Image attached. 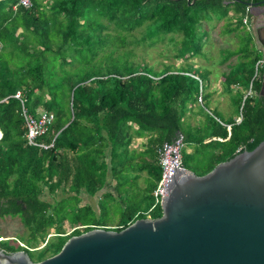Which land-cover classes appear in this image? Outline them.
Listing matches in <instances>:
<instances>
[{
    "label": "trees",
    "instance_id": "trees-1",
    "mask_svg": "<svg viewBox=\"0 0 264 264\" xmlns=\"http://www.w3.org/2000/svg\"><path fill=\"white\" fill-rule=\"evenodd\" d=\"M189 1L30 0L23 6L0 0V217L18 215L27 230L0 239V248L23 249L40 260L72 234L92 226L119 229L145 216L160 176L157 148L179 133L182 165L197 174L264 138L263 67L255 72L261 52L244 27L235 48L220 49L222 62L236 58L220 79L225 91L243 87L231 93L239 121L208 107L207 68L184 61L154 69L125 58L130 43L152 46L165 39L178 44L177 58L202 55L207 12L225 17L224 30L231 32L248 18L246 2L258 0ZM16 90L32 115L52 111L36 137L51 145L26 142ZM191 113L200 115L197 123L186 119ZM141 136L143 147H131ZM140 171L146 176L139 201H126L121 186ZM108 176L117 196L102 190ZM81 192L98 194L96 206L82 203ZM159 214V206L149 213Z\"/></svg>",
    "mask_w": 264,
    "mask_h": 264
},
{
    "label": "water",
    "instance_id": "water-1",
    "mask_svg": "<svg viewBox=\"0 0 264 264\" xmlns=\"http://www.w3.org/2000/svg\"><path fill=\"white\" fill-rule=\"evenodd\" d=\"M258 32L264 60L263 23ZM261 76L264 95V66ZM159 207L119 229L72 234L40 260L0 248V264H264V138L202 174L176 168Z\"/></svg>",
    "mask_w": 264,
    "mask_h": 264
},
{
    "label": "rangeland",
    "instance_id": "rangeland-1",
    "mask_svg": "<svg viewBox=\"0 0 264 264\" xmlns=\"http://www.w3.org/2000/svg\"><path fill=\"white\" fill-rule=\"evenodd\" d=\"M231 10L228 11L230 15ZM214 15V18H210ZM230 18L237 19L239 18L235 14L231 15ZM205 21L201 22L202 29L205 30V35L207 40L201 47L202 55L193 56L188 58L187 60L177 58L174 54L176 52L177 43H174L172 40L165 39L164 41L158 42L152 46L146 44H133L130 43L126 46L130 52L125 56V58L129 61L146 63L154 69H160L164 63H172L174 66H178L182 64L184 61L189 62L192 66L199 65L208 69L207 79L205 81L206 85L204 90L210 92L208 96V107L210 109H215L219 116L223 119H228L230 117H237L238 115L234 111V104L231 100V93L236 90V88L243 89V87H239L238 85H232L231 92L225 91L224 87L221 83V72L227 70V64L236 60L235 55H232L226 61L222 62L220 49L228 48L233 49L239 43V35L243 32V26L237 27V29L227 32L224 30L226 25L225 17H219L217 14H211L210 12L206 13ZM233 21V20H232ZM235 22L233 21L231 25ZM137 35V31L134 32ZM254 47V46H253ZM207 71V70H206ZM205 72V71H204ZM200 115L198 114H188L186 119L194 124L199 120ZM144 136L142 137H134L131 147L135 149H140L143 146ZM190 148H187L189 150ZM132 173V172H131ZM128 174L129 178L127 181L121 186L122 193L127 197L126 201H139L141 187L145 184V171H140L136 173V178H132ZM114 180L110 179L108 176L107 183L103 187L102 190H105V187L112 189L113 194L117 196V193L113 189ZM60 191L57 190V195H60ZM82 195V203L89 202L92 206H96L97 195L88 196L84 192H81ZM46 198L50 200V198L45 194ZM80 202V203H81ZM141 208L145 209L147 206L146 201H142ZM145 211V210H144ZM143 211V212H144ZM146 216V215H145ZM71 227L69 225L64 226V230L66 232L70 231ZM52 231V228L50 229ZM27 232L25 226L22 225L18 215H4L0 217V234L3 237H20L21 235H25ZM42 244L37 245L40 247Z\"/></svg>",
    "mask_w": 264,
    "mask_h": 264
},
{
    "label": "built area",
    "instance_id": "built-area-1",
    "mask_svg": "<svg viewBox=\"0 0 264 264\" xmlns=\"http://www.w3.org/2000/svg\"><path fill=\"white\" fill-rule=\"evenodd\" d=\"M18 3H20L23 6H29L30 0H18ZM246 20V17L243 18V21ZM258 66H264V60L258 59L255 62V72L257 70ZM247 93L250 92V89L246 91ZM12 96L17 97L20 100V106H21V115L23 117V122L25 126V139L28 144L32 145H38L41 147H47L51 145L50 143H43L38 142L36 140V137L40 134H42L48 127V125L51 123L53 119V113L52 111H46V110H38V113L36 115H32L30 112H28L27 108L23 104V98L20 97L19 90H16ZM200 99V98H198ZM240 115L236 117V121L240 120ZM183 147V139L182 135L179 133L175 136V138L171 141H163L161 145L157 148V156L158 161L160 164V176L159 179L156 182V185L154 186L152 190L153 195V201L152 203L147 207V209L144 211V213L147 216H150V211L159 206V203L161 202L162 196L166 193V186L168 184V181L170 180L171 175L173 174L174 170L176 168L183 167L181 162V148ZM84 225H76L74 227H71L69 230H72L73 228H82ZM6 237L0 236V239H4ZM18 244L26 246L21 241L17 240ZM29 249H32V247H28Z\"/></svg>",
    "mask_w": 264,
    "mask_h": 264
},
{
    "label": "crops",
    "instance_id": "crops-1",
    "mask_svg": "<svg viewBox=\"0 0 264 264\" xmlns=\"http://www.w3.org/2000/svg\"><path fill=\"white\" fill-rule=\"evenodd\" d=\"M248 11V14H249V17L247 18L246 16V20L243 21L244 23V29H247L248 30V24L250 23V25L252 27H254L255 25L258 24V26L260 24H264V4H258L256 6H250L249 9H247ZM256 23V24H255ZM250 33V31H248ZM251 35V34H250ZM251 37L253 38V36L251 35ZM252 44L253 46L255 47V43H253V40H252ZM255 44V45H254ZM260 44H262L260 42ZM257 46V45H256ZM257 49L260 50V46L258 44L257 46ZM222 83V82H221ZM142 137V136H141ZM146 137L144 136V141H145ZM143 141V142H144ZM143 147V146H142ZM106 189L108 190H111L112 189H109L108 187H105ZM61 193V192H60ZM147 209V208H146Z\"/></svg>",
    "mask_w": 264,
    "mask_h": 264
},
{
    "label": "flooded vegetation",
    "instance_id": "flooded-vegetation-1",
    "mask_svg": "<svg viewBox=\"0 0 264 264\" xmlns=\"http://www.w3.org/2000/svg\"><path fill=\"white\" fill-rule=\"evenodd\" d=\"M249 5H248V8L247 9H249ZM248 17H249V15H248ZM256 24V23H255ZM248 31H250V34L253 36V38H252V40H253V43H255L257 46H258V44H259V46H260V48H261V44H260V42H261V37H260V35H259V32H258V24L257 25H255L254 27H252L251 25H250V23L248 24ZM254 44V45H255ZM255 45V48L257 49V46ZM260 51V50H259Z\"/></svg>",
    "mask_w": 264,
    "mask_h": 264
}]
</instances>
